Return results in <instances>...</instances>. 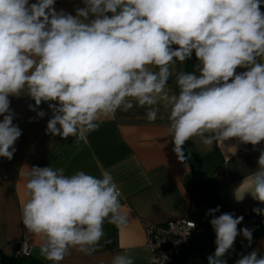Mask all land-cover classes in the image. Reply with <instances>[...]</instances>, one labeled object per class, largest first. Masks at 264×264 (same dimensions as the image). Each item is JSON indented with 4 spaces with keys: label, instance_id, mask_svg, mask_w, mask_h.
Returning <instances> with one entry per match:
<instances>
[{
    "label": "clouds",
    "instance_id": "clouds-1",
    "mask_svg": "<svg viewBox=\"0 0 264 264\" xmlns=\"http://www.w3.org/2000/svg\"><path fill=\"white\" fill-rule=\"evenodd\" d=\"M56 2L0 0V157L11 160L22 135L9 100L22 95L34 101L32 111L48 104L46 134L62 139H84L104 118L137 106L149 122L165 110L181 160L188 141L205 150L233 139L254 149L264 142V0H80L75 14L58 11ZM193 54L194 70H183ZM21 175L22 223L51 264L72 249L96 251L105 221L128 222L109 171L66 175L32 166ZM249 180L246 193L264 204V150ZM219 211L206 213L215 233L207 264H228L238 236L249 247L253 241L252 230L238 228L243 216ZM252 211L264 215V208ZM110 264L134 258L116 253ZM235 264H264V255L253 249Z\"/></svg>",
    "mask_w": 264,
    "mask_h": 264
},
{
    "label": "crops",
    "instance_id": "crops-1",
    "mask_svg": "<svg viewBox=\"0 0 264 264\" xmlns=\"http://www.w3.org/2000/svg\"><path fill=\"white\" fill-rule=\"evenodd\" d=\"M55 7L75 14V8L83 5L80 0H57ZM196 63L193 54L182 66L183 70L193 71ZM168 87L178 91L174 79L169 80ZM9 100L13 123L22 130V135L14 144L13 158L0 157V252L4 256H15L24 243L30 252L28 257L20 258L22 264H51L40 254L39 237L30 234L21 220V202L25 199L21 173L32 166L63 168L66 175L83 170L99 176L106 170L121 191V212L127 217V224L116 226L105 221V235L96 251L85 254L72 249L60 264H110L116 253L132 256L134 264H148L143 226L163 225L172 219L191 220L200 234L215 236L210 224L212 217L206 215L210 208L200 189L190 180V166L173 151L163 108L154 122L146 119L144 108L118 110L104 118L84 139H62L46 134L51 117L47 103L32 111L29 106H34V101L27 95L10 96ZM40 110L46 113L43 118L37 116ZM260 150H264V142L254 149L235 139L225 141L220 147L214 144L212 150L192 141L184 146L186 155L199 158L200 167L212 180L226 212L252 216L251 222L257 221L249 229L260 233L253 235L248 253L257 249L264 255V215L252 211L264 208V204L246 193L251 190L249 178L257 168Z\"/></svg>",
    "mask_w": 264,
    "mask_h": 264
},
{
    "label": "trees",
    "instance_id": "trees-1",
    "mask_svg": "<svg viewBox=\"0 0 264 264\" xmlns=\"http://www.w3.org/2000/svg\"><path fill=\"white\" fill-rule=\"evenodd\" d=\"M186 163L190 166V180L191 182L202 192L210 209L219 206L220 211L216 215L227 213L222 202L220 201L217 190L210 179V177L201 169L200 160L194 155H186ZM252 216H244V219L238 228L246 225L248 228H253L257 225V221H252ZM253 235H258L260 230H253ZM215 236H207L200 234L197 241H195L188 249L176 258L170 264H207V257L212 254L215 250ZM247 242L242 235L236 238L233 250H230L225 259L228 264H235V261L240 257L241 254H247L242 250V244ZM0 264H22L20 258L16 256L6 257L0 252Z\"/></svg>",
    "mask_w": 264,
    "mask_h": 264
},
{
    "label": "built area",
    "instance_id": "built-area-1",
    "mask_svg": "<svg viewBox=\"0 0 264 264\" xmlns=\"http://www.w3.org/2000/svg\"><path fill=\"white\" fill-rule=\"evenodd\" d=\"M191 223L195 227H191ZM145 249L148 253V264H170L182 252L197 241L200 233L196 224L191 220L172 219L163 225H144ZM248 242L242 244V250L248 252ZM29 247L22 244L15 256H29Z\"/></svg>",
    "mask_w": 264,
    "mask_h": 264
}]
</instances>
